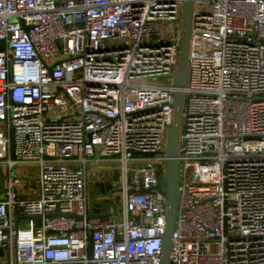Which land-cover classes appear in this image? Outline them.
<instances>
[{
    "label": "built area",
    "instance_id": "1",
    "mask_svg": "<svg viewBox=\"0 0 264 264\" xmlns=\"http://www.w3.org/2000/svg\"><path fill=\"white\" fill-rule=\"evenodd\" d=\"M183 1L0 0V264H158ZM192 15L170 263L264 264V0Z\"/></svg>",
    "mask_w": 264,
    "mask_h": 264
},
{
    "label": "water",
    "instance_id": "2",
    "mask_svg": "<svg viewBox=\"0 0 264 264\" xmlns=\"http://www.w3.org/2000/svg\"><path fill=\"white\" fill-rule=\"evenodd\" d=\"M192 8L193 0H184L182 4L181 11V26H182V37L178 42L179 60L177 67L175 69L173 77V99H172V116L171 123L168 127L166 134V145H165V155L166 164L160 181L163 183L161 186H157L152 190H160L165 193L164 200V210H165V220H164V232L161 239V253L158 260V264H171L170 263V252H171V241L175 218L178 214V166H179V135L181 129V112L183 107V97H184V86L188 79V57H189V46L191 40V24H192ZM12 144V143H11ZM13 152V144H12ZM3 179L0 176V190H2ZM109 187V184L106 185ZM95 191H98L97 182H95ZM130 191H133L130 189ZM100 204L97 201H89V217H104L108 215L109 212H104L102 214L94 213V206ZM74 214V213H72ZM75 215V214H74ZM28 217H36L37 214L32 216L26 215ZM79 217L78 215H75ZM91 239V234L89 236ZM89 255L91 256L92 247L91 243L88 244ZM89 264H92L90 262Z\"/></svg>",
    "mask_w": 264,
    "mask_h": 264
},
{
    "label": "rangeland",
    "instance_id": "3",
    "mask_svg": "<svg viewBox=\"0 0 264 264\" xmlns=\"http://www.w3.org/2000/svg\"><path fill=\"white\" fill-rule=\"evenodd\" d=\"M51 62L53 60H50ZM156 79L159 81H163L164 77L163 76H156ZM94 164V163H93ZM33 165H25V164H19L18 169H24L23 172L17 171V174L22 177V179H26L25 182L21 184V186H26L27 188L33 190L37 188V172L35 169H31ZM93 175L92 177L97 178V177H103L107 181L111 182L113 185L118 184L120 180V176L118 173V163L117 162H112V161H104L102 164H96L93 167ZM97 176V177H95ZM91 180V179H90ZM89 180V182H90ZM88 192L90 193L91 190H89L88 186ZM35 191V190H34ZM36 195V194H35ZM19 226L23 225L25 226L27 224V219H19Z\"/></svg>",
    "mask_w": 264,
    "mask_h": 264
},
{
    "label": "crops",
    "instance_id": "4",
    "mask_svg": "<svg viewBox=\"0 0 264 264\" xmlns=\"http://www.w3.org/2000/svg\"><path fill=\"white\" fill-rule=\"evenodd\" d=\"M93 167L94 166H91L90 167V169H89V175H88V186H89V190H91V192L89 193V195H90V201H96L95 199H94V193L95 192H99V191H102V188H101V186L103 185V181H105L106 179H104L103 177H97V176H95V177H97V178H94V177H92V176H94L93 175ZM31 169L33 170V169H35L36 170V172H37V167L35 166V165H33L32 167H31ZM23 170L24 169H18V166H17V171H21V172H23ZM91 179V180H90ZM89 180H90V182H89ZM95 182H97V187H98V191H95ZM19 189H20V192L24 195V196H27V197H34V195L36 194V188L35 189H33V190H31V189H29V188H27L26 186H20L19 187ZM35 190V191H34ZM99 205V204H98ZM98 205H95L93 208H94V213H97L96 211H99L100 209H101V206H98Z\"/></svg>",
    "mask_w": 264,
    "mask_h": 264
}]
</instances>
